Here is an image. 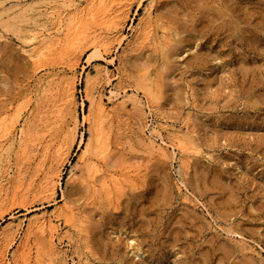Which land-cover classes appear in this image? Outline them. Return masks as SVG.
<instances>
[{
	"label": "rangeland",
	"instance_id": "1",
	"mask_svg": "<svg viewBox=\"0 0 264 264\" xmlns=\"http://www.w3.org/2000/svg\"><path fill=\"white\" fill-rule=\"evenodd\" d=\"M67 1H0V110L10 105L17 122L15 140L0 137L5 264H264V0H128L120 12L108 0ZM71 27L87 29L77 63L35 70V43L59 46ZM98 33L111 41L96 43ZM62 70L76 81L73 103L61 95ZM115 85L125 89L117 110L97 116L96 98L103 91L111 110ZM30 114L36 135L21 155ZM99 118L109 155L95 157L105 172L92 187L91 155H80ZM155 121L185 141L182 153L150 144L142 129ZM48 172L54 192L41 190ZM42 213L58 215L66 259L39 231Z\"/></svg>",
	"mask_w": 264,
	"mask_h": 264
},
{
	"label": "bare ground",
	"instance_id": "2",
	"mask_svg": "<svg viewBox=\"0 0 264 264\" xmlns=\"http://www.w3.org/2000/svg\"><path fill=\"white\" fill-rule=\"evenodd\" d=\"M1 1V0H0ZM45 1H47V0H45ZM50 1V0H49ZM55 1V0H54ZM62 1H64V0H62ZM68 1H70V0H68ZM67 1V2H68ZM94 1V0H93ZM107 1V0H106ZM128 0H110V2H109V0H108V3L109 4H116L117 5V12H120L119 11V9L121 10V8H123L124 7V4L127 2ZM3 2V1H2ZM1 2V3H2ZM41 2V1H40ZM65 2H66V0H65ZM129 2V1H128ZM51 3V2H50ZM104 3H106L105 2V0H104ZM152 3V2H151ZM37 4V2L35 3V5ZM41 4V3H40ZM52 4V3H51ZM63 4H65V3H63ZM128 5V4H127ZM16 6H18V5H15V7ZM54 6H56V5H54ZM105 6H106V4H105ZM107 6H108V4H107ZM105 7V8H107V10H108V8L109 7ZM104 7V6H103ZM110 7H112V6H110ZM10 8V7H9ZM51 8V7H50ZM57 8V7H56ZM105 8H104V11H105V13L107 12V10H105ZM114 8V7H113ZM154 8V7H153ZM12 9V8H11ZM13 9L15 10V8H14V6H13ZM21 9V8H20ZM27 9V8H26ZM78 9V8H77ZM42 10V9H41ZM44 10V9H43ZM54 10V9H53ZM102 10H103V8H102ZM109 10H110V8H109ZM9 11H10V9H9ZM23 11V10H22ZM50 11H52L51 9H50ZM78 11V10H77ZM115 11V13H117ZM7 12H8V10H7ZM145 12L147 13V14H149L150 13V10H149V8L148 9H146L145 10ZM18 13H19V11H18ZM53 13V12H52ZM57 13V12H56ZM104 13V14H105ZM114 13V14H115ZM21 14V13H20ZM51 14V13H50ZM111 14V13H110ZM12 16H13V14H11ZM15 15V14H14ZM37 15V14H36ZM19 16V15H18ZM38 16H39V14H38ZM60 16V15H59ZM58 16V17H59ZM49 17V16H48ZM64 17V16H63ZM148 17H149V15H148ZM12 18V17H11ZM147 18V17H146ZM15 19V18H14ZM60 19V18H59ZM110 19V18H109ZM48 20H51V19H49L48 18ZM61 20V19H60ZM64 20H65V18H64ZM117 20H118V18H117ZM1 21V20H0ZM47 21V20H46ZM61 21H63V20H61ZM64 22V21H63ZM1 23H2V21H1ZM151 23V22H150ZM35 24H37V23H35ZM44 24V23H43ZM112 24H114V23H112ZM121 24V23H120ZM45 25V24H44ZM115 27L116 28H118V23H115ZM151 27V26H150ZM41 28H44V27H41ZM37 29V28H36ZM45 29V28H44ZM47 29V28H46ZM45 29V30H46ZM111 29L113 30V28L111 27ZM39 30V29H38ZM41 30V29H40ZM85 30H87V29H85ZM85 30L84 29H79V30H77V29H74V28H67V31L66 32H64V34H65V36H64V39L63 40H60L59 38H57V37H54L53 39H55V38H57V40L59 41V43L61 44H59V46H56L55 44H57L58 45V42L57 43H55V41H53L55 44H53V42L51 41L50 42V40H45L46 39V37L45 38H43V39H41L40 41H46V43H42V44H38V43H35V45H36V48H33L32 46V51L30 52V55H28L29 57L31 56V59H34V69L35 70H38L39 68H41V67H43V66H47L46 67V70L48 69V72H47V75L50 73L49 72V70L50 69H53L54 70V66H55V64L56 63H59V59L61 58H64V57H67V58H69L70 57V60L71 61H74V59H75V56H76V53H77V49L78 48H76L78 45H77V43L79 42V40L83 37V36H85L86 35V32H85ZM148 30V29H147ZM49 31V30H48ZM53 31V30H52ZM111 31V30H110ZM59 32V31H58ZM57 32V33H58ZM107 32V31H106ZM144 32H145V30H144ZM143 32V33H144ZM145 33H147V32H145ZM164 33V32H163ZM60 34V33H59ZM87 34H88V32H87ZM103 34V33H102ZM43 35H44V33H43ZM57 35V34H56ZM109 35V34H108ZM143 35H146V34H143ZM30 37H32L33 39H37V37H39L38 35H37V31H36V33L34 32L33 34H31L30 35ZM51 37V36H50ZM110 37V36H109ZM123 37V36H122ZM149 37V36H148ZM31 38V39H32ZM142 38V37H141ZM151 38V37H150ZM163 38H164V36H163ZM165 38H166V34H165ZM51 39H52V37H51ZM110 39V38H109ZM108 38H106L105 36H103V35H101V33L99 34H95V41H96V43H102V45H105L106 46V44L108 43V40H109ZM113 39V38H112ZM117 39V38H116ZM145 39V38H144ZM30 39H28V41H29ZM56 40V39H55ZM159 40V39H158ZM109 41H111V40H109ZM120 42V41H119ZM135 42V41H134ZM162 42H163V39H162ZM50 44H53L52 45V47H51V51H50V55L49 54H47L46 55V53L47 52H45V57L46 58H42V57H44V56H40L42 53V51H43V49H46V51H48V47H47V45L49 46ZM56 46V47H55ZM47 47V48H46ZM54 47V48H53ZM26 49V48H25ZM45 51V50H44ZM41 53V54H40ZM79 58V57H78ZM78 58H77V60H75L76 61V63H77V61H78ZM80 59V58H79ZM70 61V62H71ZM75 61H74V63H75ZM69 62V63H70ZM72 63V62H71ZM68 66H69V64H68ZM70 67H71V65H70ZM70 69V68H69ZM57 74H59V75H61L62 74V76H64L63 78L61 77V84H60V86L62 85V90L60 91L61 93L63 92V94H61V93H59V94H61V95H63L62 97H64L66 100L68 99L71 103H73V102H75L76 101V95H75V82L76 81H74V80H72V78H70V77H67V75H66V73H65V71L64 70H62L61 71V73H59V72H56ZM69 74V73H68ZM71 75V74H70ZM47 76H44L43 78L41 77L40 78V80L42 81V80H44L45 78H46ZM56 79V78H55ZM73 79H74V77H73ZM39 80V81H40ZM38 81V82H39ZM56 81V80H55ZM59 84V83H58ZM43 86V85H42ZM57 87H58V85H56ZM59 86V87H60ZM50 87V86H49ZM124 88V87H123ZM122 87H120V86H118V85H115L112 89H111V91H110V95H108V101H110L111 103H112V108H111V110L108 108V105H107V103L105 102V100H104V92L103 91H101L100 93H99V95H98V97L96 98V101L94 102V109H96L97 111V116H99V115H101V114H105L104 112H110V111H116L117 110V108H118V106H119V104H118V100L121 98V97H123L124 96V93H125V89H123ZM48 90H49V88H47ZM46 89V90H47ZM58 89V88H57ZM146 90V89H145ZM43 91V90H42ZM46 92V91H45ZM147 92H148V90H147ZM98 93V92H97ZM31 94V93H30ZM106 94V93H105ZM145 95V94H144ZM145 96H147V95H145ZM29 97V96H28ZM57 97V96H56ZM26 98V97H25ZM24 98V99H25ZM148 98V97H147ZM63 98H61V100H62ZM25 101V100H24ZM94 101V100H93ZM23 102V101H22ZM21 102V104H24V102L22 103ZM56 102V101H55ZM149 102V101H148ZM10 103V102H9ZM20 103V102H19ZM63 103H65V102H63ZM150 103V102H149ZM20 104V105H21ZM39 104L40 103H38V106H39ZM148 104V103H147ZM150 104H152V103H150ZM4 105V104H3ZM12 105V104H11ZM20 105H18V106H20ZM42 105V104H41ZM53 105H55V104H53ZM9 106L10 105H4L3 106V109L2 110H0V137H2L3 136V138L5 139H3L4 140V142L5 141H7L6 142V144L7 143H9V142H12L13 140H15V138H13V133H14V128H15V124L17 123L16 121H15V117L14 118H12V116L10 115V113H9ZM17 106V107H18ZM16 107V108H17ZM22 107H23V105H22ZM37 106H35L34 108H36ZM151 108H152V106H150ZM15 108V109H16ZM20 108V107H19ZM18 108V109H19ZM25 108V107H24ZM21 109L22 108H20V111H21ZM17 110V109H16ZM36 110V109H35ZM37 111V110H36ZM37 113V112H36ZM39 113V112H38ZM119 113V112H118ZM118 113H115V114H118ZM152 113V112H151ZM11 114H12V111H11ZM32 114H35V113H32ZM153 114V113H152ZM31 115V114H30ZM36 115V114H35ZM110 115V114H109ZM108 115V116H109ZM154 115V114H153ZM34 116V115H33ZM32 115L28 118V120H25V126L22 128V129H20V131H19V134L21 133L22 134V137H21V142L19 143V145L21 144L22 146L20 147V149H21V155H22V152H23V150H22V147H23V149H26V144H27V140H29V139H27L30 135H34V134H32L33 133V131L30 133V131H29V127L27 128V126H29V124H31L30 123V121L32 122V117H33ZM116 116V115H115ZM78 117V116H77ZM105 117H106V114H105ZM97 118V117H96ZM88 119H89V117H88ZM103 119V118H102ZM39 120V119H38ZM72 120V119H71ZM75 120V119H74ZM100 118L99 119H95L94 121H92V136L90 137L91 139H90V141H88V143H87V145H86V148L84 147L83 149H84V151L81 153V155H80V158H83V157H86L87 155H89V153H90V157H91V160H92V162L94 163V161H95V157H97V159H98V157H99V160L101 159V161L103 162H107L108 163V161H107V156L109 155H107L106 153L107 152H105V153H103V148L106 146L105 144V142H104V140H105V138H104V131H103V124H105V122L102 124L101 122H100ZM76 121V120H75ZM16 122V123H15ZM76 124V123H75ZM36 125V124H35ZM103 125V126H102ZM31 127V126H30ZM32 128V127H31ZM74 128V127H73ZM147 129H150L148 132H149V134L147 133ZM19 130V129H18ZM166 130H168V128L166 127V126H164V125H162L161 123H159V122H156L155 121V123L153 124V126L150 128V126H149V124H148V122L146 123V126H144V128L142 129V131H143V133H146L147 135H148V139H149V141H150V144L153 146V147H155V146H159V148H161L162 150H165V151H168L171 147L173 148V152L175 153V151H178V153L180 154V153H182L183 151H184V148H185V141L184 140H182V139H180V138H178V136L175 134L174 136L172 135L171 137H168V135H165V131ZM17 131V130H16ZM36 131V130H35ZM34 131V132H35ZM66 131V130H65ZM62 133H64V132H62ZM71 133V135L69 136V135H67V133L65 134V135H67V136H69V137H66V139H65V142H64V144L63 145H65L66 143H69V146H71L72 145V143L74 142V140H75V134H74V132L72 131V132H70ZM178 133H179V131H178ZM177 133V134H178ZM18 134V135H19ZM16 135V134H15ZM36 135V134H35ZM181 135V134H180ZM21 136V135H20ZM62 136H64V135H62ZM170 136V135H169ZM32 137V136H31ZM39 138V137H38ZM69 138V139H68ZM2 140V139H1ZM61 141V140H60ZM1 142V141H0ZM19 142V141H18ZM62 142V143H63ZM1 144H3L2 142H1ZM0 144V145H1ZM12 145H14V144H12ZM17 145V144H16ZM24 145V146H23ZM58 145V144H57ZM62 145V144H61ZM18 146V145H17ZM46 146V145H45ZM1 147V146H0ZM3 147H5V146H3ZM64 146H60L56 151H57V154L58 155H64L63 153H64V148H63ZM107 147H109V146H107ZM9 148H10V146H9ZM55 148H56V146H55ZM106 148V147H105ZM47 150V149H46ZM52 150V149H51ZM108 150H109V148H108ZM1 151H4V150H1ZM107 151V150H106ZM19 152V151H18ZM2 153V152H1ZM25 153V152H24ZM66 154V153H65ZM9 155V154H8ZM176 155V154H175ZM2 156V155H1ZM46 156V155H45ZM57 157H59V156H57ZM89 157V158H90ZM181 157V156H180ZM45 159H46V157H45ZM62 159V158H61ZM84 159V158H83ZM183 159H185V158H183ZM55 160V159H54ZM79 160V159H78ZM89 160V159H88ZM182 160V159H181ZM63 161V160H62ZM188 161V163H190V161H189V159L187 160ZM187 161L186 160H182V163H181V165H183L184 166V164L183 163H187ZM44 162V161H43ZM90 162V161H89ZM92 162L90 163L91 165L89 166V168H88V177H89V182H92L91 184H92V187L94 186H98V185H96V178H97V176L99 175V173L100 172H102V171H104V165L105 164H100V165H98L97 164V161L94 163V167L92 166ZM64 163V162H63ZM86 163V162H85ZM186 165V164H185ZM187 166H189V165H187ZM186 166V167H187ZM48 168V167H47ZM49 168H51V167H49ZM184 168H185V166H184ZM58 170V169H57ZM56 170V172H59V170L57 171ZM16 171V170H15ZM47 173V171L45 170L44 171V173ZM105 172V171H104ZM48 173H50V172H48ZM59 173H57L56 175H55V177L58 175ZM105 174V173H104ZM18 175H19V171H18ZM52 174L50 173V175H48V174H46V176H45V178H44V180L42 181V192H54L55 191V189H56V183H55V180H54V177H52L51 176ZM104 176V175H103ZM108 176V174L107 175H105V177H107ZM18 177V176H17ZM57 177H59V176H57ZM83 178V177H82ZM121 178V177H120ZM16 179V178H15ZM105 180H104V186H105V188H106V183L108 184V181H106V178H104ZM114 180H115V177H114ZM117 180V179H116ZM116 180L114 181L116 184H117V182H119L118 180H117V182H116ZM58 181V180H57ZM59 182V181H58ZM98 182V181H97ZM114 184V183H113ZM119 186V185H118ZM110 188V187H109ZM106 190V192H107V189H105ZM108 191H111V190H108ZM110 193V192H109ZM96 194H97V192H96ZM107 194H108V192H107ZM109 195H111V194H109ZM13 198H17V196H16V194L14 193V195L12 196ZM93 198V197H92ZM3 200H4V198H3ZM3 211V210H2ZM1 211V212H2ZM0 212V213H1ZM58 219V215L56 214V213H53V214H49V213H42V215L39 217V225H38V227H39V231L41 232V233H46V234H48V237H49V240H50V243H51V248L52 249H54V252L56 251V254H57V252L61 255V257L62 258H64V259H66V256H67V248L65 249V250H63L62 252L60 251H58V248H59V243L61 244V243H63L64 242V240H63V236H61L60 235V230L59 229H61L60 227H59V225L57 224L58 222H56V220ZM65 222H67V220L65 221ZM70 222V221H69ZM68 222V223H69ZM56 239H57V241H56ZM69 240V244L70 245H72V238H69L68 239ZM58 243V244H57ZM1 248V247H0ZM5 248V247H4ZM4 248H2L3 250H1L0 249V264H5V257H6V253H5V249ZM7 248V247H6ZM135 255H137V257L140 259V258H142L143 257V253L142 252H137V253H135ZM57 256H58V254H57ZM81 258V257H80ZM82 259V258H81ZM81 259H74L73 258V260H74V262L76 263V264H82L81 263ZM87 261V260H86ZM69 262V261H68ZM83 262H84V260H83ZM89 262V261H88ZM22 264H29V262L28 261H23V263ZM65 264H67V263H65Z\"/></svg>",
	"mask_w": 264,
	"mask_h": 264
}]
</instances>
